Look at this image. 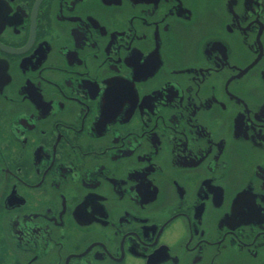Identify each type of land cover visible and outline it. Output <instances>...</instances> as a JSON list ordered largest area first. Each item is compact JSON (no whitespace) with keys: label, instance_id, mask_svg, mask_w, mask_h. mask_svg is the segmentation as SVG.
<instances>
[{"label":"flooded vegetation","instance_id":"obj_1","mask_svg":"<svg viewBox=\"0 0 264 264\" xmlns=\"http://www.w3.org/2000/svg\"><path fill=\"white\" fill-rule=\"evenodd\" d=\"M0 264H264V0H0Z\"/></svg>","mask_w":264,"mask_h":264}]
</instances>
